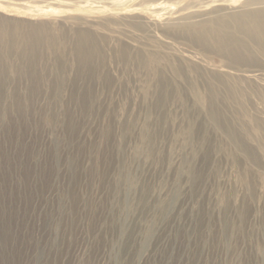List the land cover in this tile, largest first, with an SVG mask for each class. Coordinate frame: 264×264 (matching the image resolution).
<instances>
[{"label": "rangeland", "instance_id": "rangeland-1", "mask_svg": "<svg viewBox=\"0 0 264 264\" xmlns=\"http://www.w3.org/2000/svg\"><path fill=\"white\" fill-rule=\"evenodd\" d=\"M244 2L0 0V264H264Z\"/></svg>", "mask_w": 264, "mask_h": 264}, {"label": "bare ground", "instance_id": "bare-ground-1", "mask_svg": "<svg viewBox=\"0 0 264 264\" xmlns=\"http://www.w3.org/2000/svg\"><path fill=\"white\" fill-rule=\"evenodd\" d=\"M210 1L222 3L229 0ZM241 5H239V7H233V11H228L229 13L235 14V27L239 32L249 38L250 42L260 53L264 54V0H246V2H244L242 6ZM195 13L196 11H192L189 15L183 17L191 19L190 17L194 16ZM186 23H189L188 28H196L197 26L195 22L192 21H187ZM205 30L211 35L219 51L225 52L232 59H241V57H239V51L244 47L241 41L233 36L225 35L209 26L205 27ZM3 31V29H0V36L3 34ZM230 137H232V133H230Z\"/></svg>", "mask_w": 264, "mask_h": 264}]
</instances>
